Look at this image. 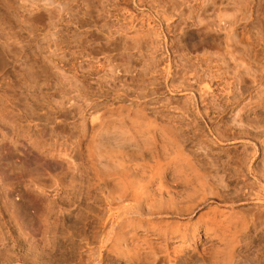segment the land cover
I'll return each instance as SVG.
<instances>
[{"label":"bare ground","instance_id":"1","mask_svg":"<svg viewBox=\"0 0 264 264\" xmlns=\"http://www.w3.org/2000/svg\"><path fill=\"white\" fill-rule=\"evenodd\" d=\"M216 4L0 0L39 25L3 53L6 264H264V85L210 51Z\"/></svg>","mask_w":264,"mask_h":264},{"label":"rangeland","instance_id":"2","mask_svg":"<svg viewBox=\"0 0 264 264\" xmlns=\"http://www.w3.org/2000/svg\"><path fill=\"white\" fill-rule=\"evenodd\" d=\"M216 3H217L216 5H218L216 12H220L219 14H221L224 19H222L221 21H218L220 19L221 15L216 14L219 17H215L216 15L211 17V19L212 18L215 19V20L213 19L214 22H212L213 20L209 21L210 18L206 19L208 22L205 20L206 24L211 22L213 24L214 28L217 25L220 26V27H216L217 29L214 32L217 39H219V40H217V39L216 40L220 41V43L217 42V43H219V45H217V47L216 46L210 47L209 48L210 51H212V50H213L212 52L216 51L217 54H219L220 58L223 57L222 59L226 58L225 59L226 61L229 60L230 68H233L234 64H236V65H238L237 66L239 68L238 70L241 71L245 66L248 67V65H249V69H252L253 71L255 69V74L257 75L255 77V79L257 81H262V86H263L264 85V56H263L264 55V49H263V45H264V42H263L264 41V0H218V2L216 0ZM217 10H219V11H217ZM0 11H2V8ZM184 11L187 12L186 9H184ZM248 12H250V13H248ZM222 13L223 14L225 13V14L223 15ZM186 23L182 22V23L178 24V29L180 27H185V26L189 25V22H186ZM165 24L163 26L164 29L166 27ZM168 24H169V27H172V25H175L176 23L169 22ZM201 24H199V27H203L204 25H206V24H204V22H203L202 26H201ZM214 25H216V26H214ZM38 26L39 25H37V23L34 24V22H33V24H32V22H28V23H26V22H22V23L16 22L15 23L14 22L11 25V24H8L4 19H2V18L0 19V43H1L0 44V81H1L0 82V123H1L0 129L2 126V121H1V118H2V100H3L2 99V92H3V87H4V81H5V77H2V76H4L3 70H2L3 53L5 52L4 50L8 48L7 46H9V43L12 40V38H10V37L12 35H15L14 33L22 32V31L28 32V31H31V29L35 30V28L37 29ZM229 26L231 27V29ZM218 28H219V30H218ZM227 28H228V30H227ZM224 30H227V31L224 32ZM230 30H232V32H230ZM9 32L12 34H10ZM227 32H228V34L230 32L229 35H231V33H233L234 38H233V35L229 36L227 34ZM225 34L228 35L227 37L229 39L224 38ZM260 34H262L263 40L260 39V37H262ZM226 35H225V37H226ZM7 37L9 39H7ZM230 38L231 39L233 38L234 40L232 39V41H230L231 40ZM74 40H75V38H74ZM223 40H228V42L227 41L224 42ZM74 42H76V41L71 42L73 49H75L76 43H77V42L76 43H74ZM105 42H106V40L103 39L101 43L100 42L96 43V41H91V40H90V42H85L86 44L83 42H81V43H83L82 44V45H84L83 48H85L86 51H96L97 49L99 50L100 47H101V49H106V50L107 49L108 50L114 49L115 46L113 43L110 44V43H105ZM170 42L171 41H169V43H168V48L170 47V44H171ZM95 43H96V45H95ZM225 43L227 45L226 47H228V46H230V47L225 49L224 48ZM108 44H110V46ZM5 45H7V46H5ZM13 45H14L13 50L17 49L21 46V45H18L16 42H14ZM86 45H87V47H86ZM161 47L163 48V46H161ZM109 48H112V49H109ZM114 52H115V50L113 51V53ZM226 53H228V55ZM192 54H194V53H192ZM225 55H227V56H225ZM261 59H262V61H261ZM174 61H175V59H174ZM237 62H243V64L240 63V64H242V65H240ZM173 63H176V61ZM219 63L222 66H224L222 63V60H220ZM262 63H263V65H262ZM176 64H178V62ZM257 64L260 65L259 68H258ZM261 65H262V67H261ZM257 69H259L258 71H260V72H257ZM251 77H253V75ZM250 85L253 86L254 84H252V82L250 81ZM257 90H259V88L258 89H252L251 92H253V93L246 95V98L244 99V101H242L243 103L242 102L241 103L244 104V103L250 102L251 97H249V96H253V95L257 94ZM1 144H2V135H1V130H0V147H1ZM221 146H223V148L240 147V144L239 143L222 142ZM0 151H1V148H0ZM0 170H1V166H0ZM0 187H1L0 188V197H1L0 198V212H2V213H0V224H1L0 225V247H1L0 248V260H2L0 262V264H2V263L6 264V262L8 263L9 258L11 260V257H12V259H15L18 256L17 250H19V248L18 247L17 248L11 247V245H8V243L4 239V231H2L3 230V228H2L3 209L2 208L4 207V205H2L3 204V194L2 193H4V190H3L4 187H3V181H2L1 176H0ZM225 189L227 190V188H225ZM254 249H255V247H252L250 249V251L254 250Z\"/></svg>","mask_w":264,"mask_h":264}]
</instances>
